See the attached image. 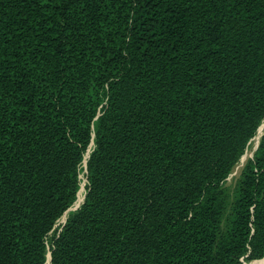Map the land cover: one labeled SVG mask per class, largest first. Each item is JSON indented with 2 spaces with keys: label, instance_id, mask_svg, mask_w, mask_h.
<instances>
[{
  "label": "trees",
  "instance_id": "obj_1",
  "mask_svg": "<svg viewBox=\"0 0 264 264\" xmlns=\"http://www.w3.org/2000/svg\"><path fill=\"white\" fill-rule=\"evenodd\" d=\"M263 119L264 0H0V264L258 263Z\"/></svg>",
  "mask_w": 264,
  "mask_h": 264
},
{
  "label": "rangeland",
  "instance_id": "obj_2",
  "mask_svg": "<svg viewBox=\"0 0 264 264\" xmlns=\"http://www.w3.org/2000/svg\"><path fill=\"white\" fill-rule=\"evenodd\" d=\"M263 137H264V119L262 120L255 137L250 141L245 154L240 158V160L238 161V163L234 167L232 173L230 174L229 178L227 179V181L224 185L225 191H226L227 197H228L229 210H230V207L232 205L235 189H236V187L240 181L243 169H244L246 163L248 162V160L252 159V157L254 156V154L257 151ZM86 185H87L86 176H85V174H82V188H81V191L78 195L77 202H76L75 206L71 209L70 212L76 210L81 205V203L83 202V198L85 196ZM68 215L59 222L58 226H61L62 224H64L66 222ZM262 260H264V259H262ZM245 264H248V263H245Z\"/></svg>",
  "mask_w": 264,
  "mask_h": 264
},
{
  "label": "bare ground",
  "instance_id": "obj_3",
  "mask_svg": "<svg viewBox=\"0 0 264 264\" xmlns=\"http://www.w3.org/2000/svg\"><path fill=\"white\" fill-rule=\"evenodd\" d=\"M257 264H264V260L260 261V262H259V263H257Z\"/></svg>",
  "mask_w": 264,
  "mask_h": 264
}]
</instances>
